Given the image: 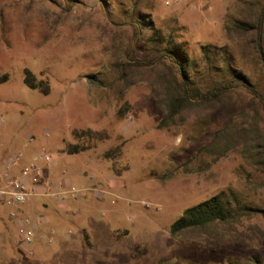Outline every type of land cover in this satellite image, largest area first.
Returning a JSON list of instances; mask_svg holds the SVG:
<instances>
[{
    "label": "rangeland",
    "instance_id": "374dc122",
    "mask_svg": "<svg viewBox=\"0 0 264 264\" xmlns=\"http://www.w3.org/2000/svg\"><path fill=\"white\" fill-rule=\"evenodd\" d=\"M248 1L0 0V76L8 75L0 83V150L21 154L17 174L31 164L41 169L42 194L33 198L49 201L32 210L29 198L19 207L31 211L23 213L0 200L12 244L0 264H227L252 254L264 260L262 215L169 233L184 209L224 189L264 209V172L251 156L250 96L238 90L217 110H187L163 125L150 92L158 70L133 67L143 53L131 15L144 13L157 28L174 31L198 68L202 45L225 46L264 96L248 37L225 30L249 17ZM25 70L49 85L47 94L24 84ZM73 145L83 150L69 154ZM46 185L59 195H43ZM24 218L29 244L19 232Z\"/></svg>",
    "mask_w": 264,
    "mask_h": 264
},
{
    "label": "trees",
    "instance_id": "16d2710c",
    "mask_svg": "<svg viewBox=\"0 0 264 264\" xmlns=\"http://www.w3.org/2000/svg\"><path fill=\"white\" fill-rule=\"evenodd\" d=\"M249 17L235 19L225 26L227 33L239 31L248 37V42L257 55L264 73V0H249ZM137 8V6H136ZM147 15H131L136 23L135 34L141 39L142 59L134 61L133 67L158 70L156 82L150 83V92L166 125L187 110L208 108L217 110L232 100L238 90L246 92L249 100L246 107L253 110L251 128L255 142L251 145L254 166L264 172V96L252 80L236 66L233 55L225 46L202 45L200 48L203 66L189 56L184 43L178 40L173 30L157 28L147 19ZM126 65V71H127ZM160 69V70H159ZM8 79L7 74L0 76V83ZM126 80V87L133 83ZM24 84L31 89H40L47 94L46 82L35 83L32 73L25 70ZM155 84V85H154ZM82 132L74 131L78 136ZM92 134L91 131L83 132ZM78 147L72 146L69 154L77 153ZM262 215L264 209L245 203L236 193L224 189L210 198L183 210L169 226L170 235L175 238L186 232L207 231L216 225L238 223L243 217ZM227 264H264L257 255H249L244 261H227Z\"/></svg>",
    "mask_w": 264,
    "mask_h": 264
},
{
    "label": "built area",
    "instance_id": "2783aa9c",
    "mask_svg": "<svg viewBox=\"0 0 264 264\" xmlns=\"http://www.w3.org/2000/svg\"><path fill=\"white\" fill-rule=\"evenodd\" d=\"M21 159V154L13 155L12 158L0 159V200L3 201L7 205L13 204L16 207L24 204L30 197L37 194L38 189V179L42 176V171L37 165L31 164L24 168H22L17 175H13L11 170L14 166H16L17 161ZM41 158L45 162H49L51 157L45 151H41ZM29 177L35 178V181L30 182L28 180ZM37 181V182H36ZM47 186V185H46ZM71 192H73L71 190ZM59 195L58 188H52L47 186L45 187V191H43V195ZM13 215V213H11ZM24 223H28L27 219H19ZM20 234L22 235V239L24 243L29 244L32 240V231L29 229H25L20 227Z\"/></svg>",
    "mask_w": 264,
    "mask_h": 264
},
{
    "label": "crops",
    "instance_id": "0c3cea01",
    "mask_svg": "<svg viewBox=\"0 0 264 264\" xmlns=\"http://www.w3.org/2000/svg\"><path fill=\"white\" fill-rule=\"evenodd\" d=\"M2 150H0V159H8V158H10V157H8L7 155L6 156H4L6 153H7V150L5 149H3V148H1ZM23 151H25V150H23ZM26 154H27V152H25L24 153V155L26 156ZM17 169L18 168H16V166H14L13 168H12V174L14 175H16L18 172H17ZM41 189V188H40ZM38 190L37 192V194H35L34 196H32V197H30V199H29V208L31 209L32 208V210H35V208L37 207V206H39L40 205V202H44V204H41L42 205V208H46L47 206H48V203H49V201L47 200V199H42V200H40V201H36L35 200V198H33V197H36L38 194H42L41 192H42V190ZM47 205V206H43V205ZM23 207H19L18 209H19V212H25V211H31V210H29V208L26 210V209H22ZM10 227H11V223L9 224V223H7L6 221H5V219L2 217V211L0 210V256L2 257V256H4L5 255V253H7V249H9V247H8V245H12L11 243H9L8 241L9 240H5V238H6V236L9 234L8 233V231H9V229H10ZM5 233H6V235H5ZM11 241V240H10ZM12 247V246H11ZM11 249H13V248H11Z\"/></svg>",
    "mask_w": 264,
    "mask_h": 264
}]
</instances>
